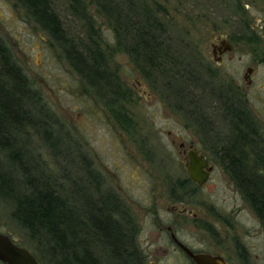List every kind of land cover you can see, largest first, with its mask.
I'll list each match as a JSON object with an SVG mask.
<instances>
[{
	"label": "rangeland",
	"instance_id": "374dc122",
	"mask_svg": "<svg viewBox=\"0 0 264 264\" xmlns=\"http://www.w3.org/2000/svg\"><path fill=\"white\" fill-rule=\"evenodd\" d=\"M49 1L72 46L87 53L93 45L101 54L111 84L108 92L94 89L71 65L67 44L48 34L17 0H0V38L52 119L56 143L42 130L22 143L31 173L43 175L70 202L84 191L93 197L113 195L116 206L125 209L124 219L134 225L143 264H193L171 240L168 225L195 250L230 264H264V229L232 179L215 172L206 184L194 186L178 143L167 135L171 131L193 142L194 82L174 95L160 73L144 72L145 65L128 51L129 37L116 32L92 3L85 0L78 13L71 9L72 0ZM136 2L158 17L162 38L192 69L197 42L208 50L214 20L231 16L229 23L239 25L235 14L246 10L256 18L264 8V0ZM197 144L211 152L210 144ZM176 202L184 213L171 210ZM13 206L11 197L0 192V232L32 249L26 228L12 217Z\"/></svg>",
	"mask_w": 264,
	"mask_h": 264
},
{
	"label": "trees",
	"instance_id": "16d2710c",
	"mask_svg": "<svg viewBox=\"0 0 264 264\" xmlns=\"http://www.w3.org/2000/svg\"><path fill=\"white\" fill-rule=\"evenodd\" d=\"M17 1L48 34L68 45L67 56L75 70L94 89L108 92L111 82L106 80L107 71L95 46L87 53L72 46L49 0ZM88 1L116 32L129 37L128 51L145 65L144 72L160 73L174 95L194 82L192 66L183 64L162 38V25L148 7L136 0ZM84 2L72 0L71 9L83 13ZM50 121L37 91L0 38V192L11 197L12 217L26 228L33 243L30 252L41 264H143L134 225L124 219L122 205L109 204L113 199L108 195L93 197L84 192L70 202L43 175L31 173L22 143L27 145L39 130L56 143ZM237 179L244 196V178ZM247 195L264 223V191Z\"/></svg>",
	"mask_w": 264,
	"mask_h": 264
},
{
	"label": "flooded vegetation",
	"instance_id": "af4514ba",
	"mask_svg": "<svg viewBox=\"0 0 264 264\" xmlns=\"http://www.w3.org/2000/svg\"><path fill=\"white\" fill-rule=\"evenodd\" d=\"M258 12L256 18L249 16L246 10L242 15L235 14L241 19L239 25L229 23L231 16L214 20L207 38L208 50H202L203 44L197 42L193 68L195 137L193 142H187L185 137L173 135L171 131H167V135L173 145L178 143L185 170L189 152H196L207 160L205 170L211 169L202 185L187 174L194 186H203L213 173L219 172L230 177L232 185L241 192V180L237 178H244L242 196L264 229L255 204H251L247 195L264 191V8ZM218 21L222 25L217 26ZM197 142L210 144L211 152L198 147ZM90 171L95 176L93 170ZM112 199L111 204H115L113 195ZM178 203H172L171 210L184 213L185 209H180ZM193 217H196L194 213ZM166 230L188 257L177 244L172 227L168 225ZM185 246L194 252H203Z\"/></svg>",
	"mask_w": 264,
	"mask_h": 264
},
{
	"label": "water",
	"instance_id": "95a60500",
	"mask_svg": "<svg viewBox=\"0 0 264 264\" xmlns=\"http://www.w3.org/2000/svg\"><path fill=\"white\" fill-rule=\"evenodd\" d=\"M186 163L188 176L198 185L208 179L207 160L196 152H189ZM174 237V235H173ZM175 238V237H174ZM177 244L185 251L193 264H230L223 257L207 252H194L175 238ZM0 262L4 264H41L27 248L13 242L8 235L0 232Z\"/></svg>",
	"mask_w": 264,
	"mask_h": 264
}]
</instances>
